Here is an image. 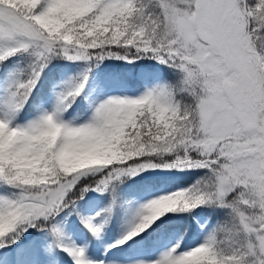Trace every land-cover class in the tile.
I'll return each mask as SVG.
<instances>
[{
    "label": "snow or ice",
    "instance_id": "1",
    "mask_svg": "<svg viewBox=\"0 0 264 264\" xmlns=\"http://www.w3.org/2000/svg\"><path fill=\"white\" fill-rule=\"evenodd\" d=\"M0 264H264V0H0Z\"/></svg>",
    "mask_w": 264,
    "mask_h": 264
}]
</instances>
